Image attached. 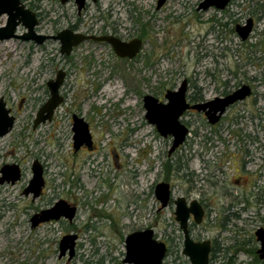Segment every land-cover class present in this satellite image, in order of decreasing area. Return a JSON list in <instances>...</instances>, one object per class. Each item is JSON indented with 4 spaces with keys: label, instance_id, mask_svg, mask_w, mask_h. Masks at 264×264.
Listing matches in <instances>:
<instances>
[{
    "label": "rangeland",
    "instance_id": "rangeland-1",
    "mask_svg": "<svg viewBox=\"0 0 264 264\" xmlns=\"http://www.w3.org/2000/svg\"><path fill=\"white\" fill-rule=\"evenodd\" d=\"M198 1L169 0L160 9L155 0L88 1L78 16L73 3L25 0L47 14L36 31L48 36L79 23L82 33L99 32L109 23L126 40L139 35L137 19L148 27L131 60L92 41L68 56L54 40L0 41V98L14 117L12 130L0 138V168L16 164L21 170L14 185L0 186V264H124L126 235L146 228L167 245L163 264H189L174 204L159 210L154 196L160 182L171 186L172 199L203 207V220L190 222V233L220 250L209 264L252 262L249 251L259 248L254 233L264 229V0H236L221 15L196 11ZM248 18L254 27L241 41L234 28ZM218 19L227 27H218ZM5 21L1 16L0 25ZM24 33L19 26L16 34ZM59 70L66 74L59 90L64 101L50 121L33 129L49 98L46 82ZM183 79L191 89H203L205 99L242 84L252 95L230 107L215 127L187 115L182 122L189 123L190 137L168 156L172 140L145 120L142 99L152 95L164 102L165 91ZM72 114L88 124L93 150L73 151ZM34 160L43 167L45 186L31 200L22 191ZM58 200L77 208L72 223L32 228L30 218ZM72 234L78 241L68 262L58 258V244Z\"/></svg>",
    "mask_w": 264,
    "mask_h": 264
},
{
    "label": "water",
    "instance_id": "water-1",
    "mask_svg": "<svg viewBox=\"0 0 264 264\" xmlns=\"http://www.w3.org/2000/svg\"><path fill=\"white\" fill-rule=\"evenodd\" d=\"M66 1V0H64ZM77 11L80 12L84 7L86 0H74ZM95 1V0H93ZM220 3L222 9L228 0H216ZM6 16V23L0 27V41L10 39H19L24 42H33L36 45H42L48 40L58 41L60 44V54L68 56L73 48L83 42L93 40L97 42L108 43L115 55L121 59H133L139 53L142 43L139 39H133L130 42H122L113 36L93 37L85 36L80 33H73L67 29L60 31L55 36H47L36 33L35 28L38 24L35 13L26 9L22 0H0V16ZM21 26L25 33L17 35L16 30ZM251 21L245 26L236 27V33L241 41H245L251 32ZM63 71H58L54 79L46 82L49 91V99L42 105L36 113L33 121V129L38 125L50 121L54 110L62 103L63 98L59 94V89L64 80ZM186 81L183 80L175 91H167L165 94L166 104H160L157 99L151 95L143 97L145 109V120L155 126L158 134L164 138L173 137L172 145L168 154L170 155L178 149L184 142L187 135V129L179 121L183 112L189 107L185 100ZM250 95V89L244 85L228 97L223 99H214L201 106H192L193 109L201 110L209 107L208 114L211 113L210 122L215 123L224 113L225 109L244 100ZM218 113V116H216ZM14 117L10 115V110L6 108L2 98H0V138L6 136L13 128ZM73 149L77 151L82 145L91 147V136L88 125L83 119L74 117L73 119ZM31 179L24 188V196H32V200L40 197L45 186L43 177V167L34 160L31 165ZM21 178L19 166L16 164L4 165L0 169V185H13ZM154 196L158 201L159 210L165 209L170 201V186L166 182H160L154 187ZM175 206L174 220L182 234V255L185 256L189 264H209V255L211 251V242L209 240L194 241L189 232V221L192 217L193 222L198 225L202 221L203 209L196 200L187 203L184 197H177L173 200ZM76 208L70 206L64 200L56 201L50 208L34 214L30 218L32 228L50 221H58L61 218L71 222L75 217ZM255 239L259 243L257 254L260 259H264V229L258 228L255 231ZM76 235H65L59 242V257L65 255L68 251L69 258L74 254ZM125 257L124 264H163L167 253L165 243L154 237L152 229H145L128 234L124 240Z\"/></svg>",
    "mask_w": 264,
    "mask_h": 264
},
{
    "label": "flooded vegetation",
    "instance_id": "flooded-vegetation-1",
    "mask_svg": "<svg viewBox=\"0 0 264 264\" xmlns=\"http://www.w3.org/2000/svg\"><path fill=\"white\" fill-rule=\"evenodd\" d=\"M88 1H91V2H93V3H96L98 0H95V1H93V0H86V2H85V4H84V7L82 8V10L80 11V12H78L77 11V14H78V16L81 14V12L82 11H84L85 9H86V7L88 6ZM168 1L169 0H155V6H156V9H160V8H163L167 3H168ZM235 1L236 0H228L227 1V3H226V5L222 8V9H220V3H219V1H216V0H199L198 1V3H197V8H196V11H199V12H202V13H213V14H215V13H217L218 15H221V13L222 14H227V12L229 13L230 12V8L232 7V6H235ZM22 3H23V5H24V7L26 8V9H28V10H30V11H32L33 13H35V15H36V17H37V21H38V24H37V26H36V28H35V31H36V29H37V27L39 26V24H41V22L45 19V18H47L46 17V13L39 7V6H35V5H31V7H29L28 5H26L25 4V0H22ZM59 3H61L62 5H64V4H67V3H73L75 6H76V4H75V1L74 0H66V1H64V0H59ZM76 10H77V6H76ZM3 16H5V15H3ZM1 17V16H0ZM6 17V16H5ZM213 21V23H215V19H212ZM248 21H251V24H252V28H251V32H250V34L252 33V30H253V27H254V21H253V19L252 18H248L246 21H245V23L243 24V25H236L235 26V28H234V31H235V33H236V27H238V26H240V27H242V26H245V25H247V22ZM5 23H6V21H5ZM52 23V22H51ZM5 25V24H4ZM4 25H0V27H3ZM136 28H137V32L139 33V35L138 36H136V37H134V38H131V39H123V38H120V31H121V28H119V27H117V26H115V25H113V24H109V23H106V24H103V26L99 29V32H96V31H94L93 29H88V30H86V31H84L83 33L80 31V23H79V25L77 24V26H72V27H70V28H66L67 30H69V31H71V32H73V33H80V34H83V35H85V36H93V37H104V36H113V37H115V38H117V39H119L120 41H122V42H130L131 40H133V39H139L140 41H141V43L143 44V37L146 35V28L148 27V24L147 23H143V22H141L140 21V19H137L136 20ZM216 25L218 26V27H222V26H224V27H227L226 25V23H224V24H221V20L220 19H218L217 20V23H216ZM229 25V24H228ZM64 30V29H63ZM60 31H62V30H60ZM59 31V32H60ZM59 32H57L56 34H58ZM36 33H38L37 31H36ZM38 34H40V33H38ZM55 34V35H56ZM237 34V33H236ZM250 34H249V36H250ZM41 35H44V34H41ZM54 35V36H55ZM48 36V35H47ZM248 36V37H249ZM247 37V38H248ZM247 40V39H246ZM88 41H92V42H95V43H100V44H108V43H106V42H97V41H93V40H88ZM87 42V41H86ZM109 45V44H108ZM141 49H142V46H141ZM141 49H140V51H139V53L141 52ZM138 53V54H139ZM138 54L136 55V57L138 56ZM135 57V58H136ZM119 59H121V58H119ZM134 59V58H133ZM121 60H131V59H121ZM59 71H61V70H59ZM58 73V72H57ZM56 73V74H57ZM64 74H65V72H64ZM56 76V75H55ZM65 76H66V74H65ZM210 77H213V80L214 81H216V78L214 77V75L212 74V75H210ZM55 78V77H54ZM64 79H65V77H64ZM183 80H185L186 81V93H185V100H186V103H187V105L189 106L184 112H183V114L181 115V117H180V119H179V121H180V123L182 124V125H184L185 127H186V129H187V135H186V137H185V140H184V142H183V144L181 145V146H183L188 140V138L190 137V134H191V130H190V125H189V123H187V122H182L183 121V119L188 115H197V116H199L200 117V119L201 120H203L204 121V123L207 125V126H213V127H215V125H218L220 122H221V120H222V118H223V116H224V114L226 113V111L230 108V107H232V106H234V105H236L237 103H239V102H242V101H244L245 99H248L251 95H252V89H251V87L250 86H248V85H246V86H248L249 87V89H250V95L248 96V97H246L244 100H242V101H239V102H235L234 104H232V105H230V106H228L226 109H225V111H224V113L219 117V119L215 122V123H211L210 122V119H211V113H209L208 114V111H209V107H205V109H201V110H197V109H193L192 108V106H195V105H197V106H201V105H204V104H207L208 102H210V101H213L214 99H223V98H225V97H228V96H230L231 94H233L235 91H237V90H239L242 86H244L245 84H242L241 86H239L236 90H233V91H228V90H226V91H221V93H220V96H216V97H214V98H212V99H205L204 98V96H205V91L203 90V89H200V88H197L196 90H193V89H191V82L189 81V80H187V79H183ZM182 80V81H183ZM182 81H181V83H182ZM63 82H64V80H63ZM63 82H62V84H63ZM180 83V84H181ZM62 86V85H61ZM180 86V85H179ZM178 86V87H179ZM178 87H176L175 89H170V90H166L165 91V93H164V95H163V98H164V102H162V101H160L159 99H157V98H155V99H157L158 100V102L160 103V104H166L167 103V100L165 99V94H166V92L167 91H175V90H177L178 89ZM61 88V87H60ZM215 88H217V87H215ZM48 90V89H47ZM60 90V89H59ZM220 92V91H219ZM48 93H49V91H48ZM60 94V93H59ZM61 96V95H60ZM152 96V95H151ZM62 97V96H61ZM144 97V96H143ZM153 97V96H152ZM63 98V97H62ZM49 99V98H48ZM143 100V99H142ZM63 101H64V98H63ZM62 101V102H63ZM46 103V102H45ZM44 103V104H45ZM43 104V105H44ZM62 104V103H61ZM60 104V105H61ZM59 105V106H60ZM58 106V107H59ZM144 106V105H143ZM58 107L54 110V112H53V115H54V113H55V111L58 109ZM53 115H52V117H53ZM216 116H218V113H217V115ZM52 117H51V119H52ZM74 117H78V118H81V119H83L81 116H79V115H76V114H72L71 115V121H72V126H73V119H74ZM84 121V120H83ZM85 122V121H84ZM86 123V122H85ZM87 124V123H86ZM88 125V124H87ZM88 129H89V127H88ZM73 132V131H72ZM168 137H170L171 138V140L173 141V137H171V136H168ZM168 137H166V138H168ZM164 138V137H163ZM73 140V139H72ZM171 145H172V142H171ZM180 146V147H181ZM179 147V148H180ZM72 148H73V145H72ZM171 148V147H170ZM178 148V149H179ZM84 150H88V151H91V150H93V145H92V142H91V147L90 148H88L87 146H85V145H82L77 151H75L74 149H73V151L74 152H83ZM170 150V149H169ZM177 150V149H176ZM174 153V152H173ZM168 154V153H167ZM172 155V153L169 155L168 154V156H171ZM4 165H9V164H4ZM3 165V166H4ZM12 165V164H11ZM2 168V167H1ZM0 168V169H1ZM20 169V168H19ZM20 172H21V170H20ZM15 184V183H14ZM13 184V185H14ZM158 184V183H157ZM4 185V184H3ZM11 185V184H10ZM0 186H2V185H0ZM170 186V185H169ZM170 191H171V198H170V201H169V203H173V200L174 199H172V188H171V186H170ZM23 192V191H22ZM42 193H43V190H42ZM23 195V194H22ZM24 196V195H23ZM41 196V195H40ZM24 197H26V196H24ZM27 197H29V196H27ZM31 200H32V196H31ZM187 201V203H189V202H191V201H188V200H186ZM193 201V200H192ZM197 201V200H196ZM198 202V201H197ZM169 203H168V205H169ZM199 203V202H198ZM69 204V203H68ZM70 206H72L71 204H69ZM167 205V206H168ZM199 205L201 206V204L199 203ZM73 207H75V206H73ZM76 208V207H75ZM201 208L203 209V207L201 206ZM45 210V209H44ZM42 211V210H41ZM40 212V211H39ZM38 212V213H39ZM203 212H204V210H203ZM76 213H77V208H76V212H75V216H76ZM36 214V213H35ZM203 217H204V214H203ZM203 217H202V220H203ZM75 218V217H74ZM60 220H64V221H67V220H65V219H60ZM60 220H58V221H60ZM74 220V219H73ZM72 220V221H73ZM72 221L71 222H69V223H72ZM51 222V221H50ZM68 222V221H67ZM190 222H192V224H194V225H196L194 222H193V220H192V217L190 218V221H189V232H190ZM202 222V221H201ZM201 224V223H200ZM200 224H198V225H200ZM38 227V226H37ZM147 229V228H146ZM143 230H145V229H143ZM136 231H142V230H135V231H132V232H136ZM132 232H130V233H132ZM181 232V231H180ZM129 233V234H130ZM255 234V233H254ZM72 235H76L77 236V239H76V241H75V246H74V254H73V256L71 257V258H69V255H68V251L65 253V255L64 256H62V257H59V255H60V251H59V248H58V258L59 259H62V258H64V257H66L67 258V261L68 262H70L72 259H73V257H74V255H75V248H76V245H77V241H78V235L77 234H72ZM128 235V234H127ZM126 235V236H127ZM182 235V234H181ZM190 235H191V233H190ZM65 236V235H64ZM154 237H155V235H154ZM191 238H192V236H191ZM157 239V238H156ZM193 239V238H192ZM125 240V239H124ZM194 241H198V240H195V239H193ZM202 241H204V240H202ZM210 241V240H209ZM60 242V241H59ZM211 242V241H210ZM166 245V244H165ZM58 246H59V244H58ZM166 248H167V245H166ZM168 250V249H167ZM257 250L258 249H255V250H253V251H249V252H251V254L254 252V254H253V258H252V262H250L249 264H261V263H263L264 264V259H260L259 258V255L257 254ZM241 252V251H240ZM249 252H247V253H249ZM212 253H215V254H220V250L218 249L217 250V252H215V250H214V248L212 247V243H211V251H210V255H209V262H210V258H211V255H212ZM222 253V252H221ZM167 254V253H166ZM236 258V257H235ZM232 264H235L236 263V261H232L231 262Z\"/></svg>",
    "mask_w": 264,
    "mask_h": 264
},
{
    "label": "trees",
    "instance_id": "trees-1",
    "mask_svg": "<svg viewBox=\"0 0 264 264\" xmlns=\"http://www.w3.org/2000/svg\"><path fill=\"white\" fill-rule=\"evenodd\" d=\"M214 253H212L211 257L213 256Z\"/></svg>",
    "mask_w": 264,
    "mask_h": 264
}]
</instances>
